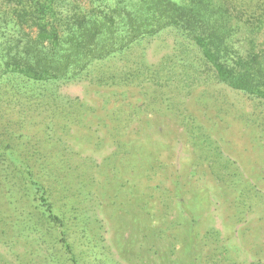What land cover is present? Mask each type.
Returning a JSON list of instances; mask_svg holds the SVG:
<instances>
[{
  "label": "rangeland",
  "instance_id": "1",
  "mask_svg": "<svg viewBox=\"0 0 264 264\" xmlns=\"http://www.w3.org/2000/svg\"><path fill=\"white\" fill-rule=\"evenodd\" d=\"M177 39L172 29L162 30L133 57L156 64L173 53ZM55 86L71 99L70 120L9 108L4 121L13 123L8 131L19 150L32 146L40 161L71 165L49 179L58 177L52 200L55 212L68 211L64 229L48 219L37 193L26 194L1 173L0 264H205L219 254V236L206 234L211 229L238 247L228 254L232 261L264 264L263 100L220 82L187 96L87 80ZM174 103L263 194L249 210L238 206L237 189L216 180L175 117ZM133 106L141 109L126 118Z\"/></svg>",
  "mask_w": 264,
  "mask_h": 264
},
{
  "label": "trees",
  "instance_id": "2",
  "mask_svg": "<svg viewBox=\"0 0 264 264\" xmlns=\"http://www.w3.org/2000/svg\"><path fill=\"white\" fill-rule=\"evenodd\" d=\"M253 1L0 0V174L6 173L4 180L26 194L37 193L48 219L64 229L68 211L55 212L52 196L54 182L71 165L59 159L52 164L40 161L35 156L41 152L32 146L19 150L8 131L13 123L4 121L9 108L58 113L70 120L65 111L71 99L55 86L61 83L125 84L146 87L151 94L168 88L187 96L195 87L220 82L264 101V7ZM165 29L178 37L172 54L156 64H147L143 54L133 57L137 46ZM113 60L123 63L108 66ZM171 108L216 180L237 189L238 206L249 210L257 195L263 194L244 182L236 164L192 114L176 103ZM140 109L133 106L126 118ZM55 173L59 176L50 181ZM206 234L219 236L220 259L214 254L206 257L205 264H238L228 257L239 252L238 247L223 242L214 229ZM63 242L72 253L68 241Z\"/></svg>",
  "mask_w": 264,
  "mask_h": 264
}]
</instances>
